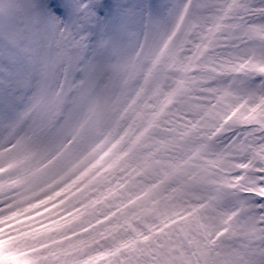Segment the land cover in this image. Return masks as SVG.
Listing matches in <instances>:
<instances>
[{
	"label": "snow or ice",
	"instance_id": "1",
	"mask_svg": "<svg viewBox=\"0 0 264 264\" xmlns=\"http://www.w3.org/2000/svg\"><path fill=\"white\" fill-rule=\"evenodd\" d=\"M0 264H264V0H0Z\"/></svg>",
	"mask_w": 264,
	"mask_h": 264
},
{
	"label": "rangeland",
	"instance_id": "2",
	"mask_svg": "<svg viewBox=\"0 0 264 264\" xmlns=\"http://www.w3.org/2000/svg\"><path fill=\"white\" fill-rule=\"evenodd\" d=\"M156 2H159V0H156Z\"/></svg>",
	"mask_w": 264,
	"mask_h": 264
}]
</instances>
